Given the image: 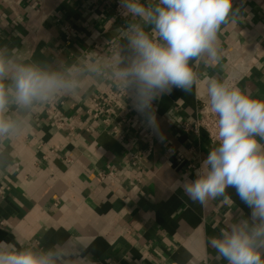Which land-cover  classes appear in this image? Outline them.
I'll return each instance as SVG.
<instances>
[{"label": "crops", "instance_id": "0c3cea01", "mask_svg": "<svg viewBox=\"0 0 264 264\" xmlns=\"http://www.w3.org/2000/svg\"><path fill=\"white\" fill-rule=\"evenodd\" d=\"M118 4L0 0V56L74 84L4 114L15 128L0 137V241L53 250L55 264H227L207 241L250 209L232 188L225 194L231 199H189L183 183L215 145L182 125L199 116L210 77L264 99V0H233L240 11L218 33L219 61L193 63L192 90L173 88L155 100L151 126L114 76L131 58L129 18L117 16ZM112 89L114 113L107 117L99 97ZM132 155L141 157L137 167ZM108 170L118 171L114 182L99 178Z\"/></svg>", "mask_w": 264, "mask_h": 264}, {"label": "clouds", "instance_id": "9594fccd", "mask_svg": "<svg viewBox=\"0 0 264 264\" xmlns=\"http://www.w3.org/2000/svg\"><path fill=\"white\" fill-rule=\"evenodd\" d=\"M131 58L114 76L133 108L155 124L153 103L173 88L190 92L198 76L193 63L220 59L218 33L236 22L233 0H120ZM74 84L57 72L32 64H15L0 56V137L15 124L5 117L10 105L30 108ZM206 106L216 116L214 147L183 190L194 203L206 205L235 190L250 215L234 219L207 243L227 264H264V99L253 97L227 79L210 77ZM235 204V201H232ZM53 250L0 241V264H55Z\"/></svg>", "mask_w": 264, "mask_h": 264}, {"label": "built area", "instance_id": "2783aa9c", "mask_svg": "<svg viewBox=\"0 0 264 264\" xmlns=\"http://www.w3.org/2000/svg\"><path fill=\"white\" fill-rule=\"evenodd\" d=\"M90 1L97 3L100 0H90ZM115 12L117 16L123 15L122 10L120 8V4H118L115 7ZM67 31L69 35L72 32V30L70 29H68ZM115 97H116V93L113 89L108 90L107 92H105V94L102 97H99L100 101L104 105V109H101V110H103L104 114L107 117H111L114 113L113 107L115 103ZM59 104L62 105L63 103L59 102ZM52 105H50L49 111L52 114L53 121L57 126L61 127V125L63 124L61 122V114L56 110L55 106L54 105L52 106ZM88 114L91 115L93 119H96L99 117L98 114H93L91 111H89ZM105 123H108V122L105 120ZM114 130H116V128ZM182 131L185 134L194 135L196 137H199L202 132H205L208 140L211 143H213L215 139V134H216V116L209 111V109L206 106L205 100H201V105L199 108V116L193 122L184 123L182 125ZM120 138L123 139V136H121ZM144 138L146 140L149 139V135L146 134ZM168 152L172 153V150L170 149L168 150ZM130 161H131L132 166L137 167L141 161V157L139 155H132L130 157ZM117 177H118L117 170H108V171L99 172V178L102 181L114 182L117 179Z\"/></svg>", "mask_w": 264, "mask_h": 264}]
</instances>
